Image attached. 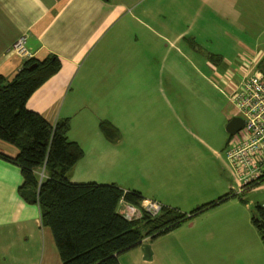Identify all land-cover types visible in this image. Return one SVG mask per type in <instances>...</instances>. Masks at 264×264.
Wrapping results in <instances>:
<instances>
[{"label": "crops", "instance_id": "obj_1", "mask_svg": "<svg viewBox=\"0 0 264 264\" xmlns=\"http://www.w3.org/2000/svg\"><path fill=\"white\" fill-rule=\"evenodd\" d=\"M147 32L157 38L158 47L163 39L174 50L168 61L169 73L184 76L201 90L210 83L234 105L231 94L236 85L254 73L253 66L239 69L243 56L254 63L263 59L264 0H0V75L13 78L29 59L11 51L23 35L30 58L58 56L61 69L33 93L27 106L51 123L70 118L69 138L84 150L71 181L115 183L141 192L143 199L188 213L218 200L232 185L224 181L222 188L212 186L217 173L206 165L200 172L175 170V163L170 167L173 161L177 165L182 162V158L173 157L172 142L151 163L152 184L146 174H142L146 179L141 184L129 169H123L124 175L117 179L112 172L122 163L123 136L117 143L110 142L100 123L89 126L86 119L83 132L78 133L83 137L74 132L78 131L74 123L78 117L102 114L96 92L113 81L112 76L120 75L129 57L138 59L133 52ZM208 67L213 68L210 76L202 69ZM200 93L205 98L218 96L217 103L228 121L239 116L237 109L223 108L225 102L217 91ZM0 151L15 157L19 148L0 139ZM217 154L221 155L219 150ZM226 165L237 174L232 164ZM129 178L137 179L134 183ZM22 180L20 167L0 157V264H63L53 232L41 221L39 205L26 202L19 192ZM175 180L181 185L174 184ZM236 181L240 191L238 177ZM261 182L245 186L242 192L257 190L253 186ZM157 183L167 187L156 191L151 185ZM223 202L165 235L145 239L139 247L121 254L120 264H218V259L227 258L226 252L213 249L224 224L214 215ZM186 205L191 207L181 208ZM207 215H212L211 219L205 218Z\"/></svg>", "mask_w": 264, "mask_h": 264}, {"label": "rangeland", "instance_id": "obj_2", "mask_svg": "<svg viewBox=\"0 0 264 264\" xmlns=\"http://www.w3.org/2000/svg\"><path fill=\"white\" fill-rule=\"evenodd\" d=\"M157 42L153 34H145L140 46L133 52L138 59L132 60L129 57L120 75L112 76L114 80L106 82L104 88L96 92V99L100 101L97 106L101 107L102 114L78 117L74 121L78 131L74 132L77 135L83 132L85 119L90 121L89 126H97L102 120H107L118 128L119 135L123 136L121 149L124 153L121 165L112 172L117 179L124 175L123 169H129L139 177L141 184L146 179L142 174H146L151 182L150 178L154 176L151 163L160 155L159 151L168 148L171 142L170 148L175 153L173 157L182 158V162L177 165L173 161L170 167L175 163V170L178 168L188 172H200V167L204 165L214 168L217 176L211 185L219 189L224 181H228L232 187L227 193L235 195L223 202L224 205L214 215V218H221L224 224L217 232L218 238L213 249L227 254V258L218 259V264H264V240L253 223L254 217L258 215L257 205L264 203V181L253 186L257 190L239 191L237 176L232 173V167L226 165L231 164L226 152L232 144L245 137V132L241 130L237 134H230L227 131L229 121L217 103L218 96L205 98L204 93L200 92L217 91L219 98L222 97L225 102L223 108L230 106L234 111L236 108L212 84H207L201 90L198 85L196 88L190 85L184 76L169 73L168 61L174 50L168 47L167 40H160L159 47ZM262 58L254 63L252 59L243 56V64L239 69L245 71L246 67L253 66L255 73L264 68V55ZM202 69L209 76L213 70L211 67ZM221 86L225 87L223 84ZM116 87L119 90L114 94ZM40 173H44V170ZM171 177L179 178L175 175ZM136 179H133L134 183ZM177 183L181 185L175 180L174 184ZM151 186L156 191H163L167 187L159 183ZM189 207L186 205L181 208ZM122 208L121 204V212ZM211 216L205 218L211 219ZM205 264H209L208 261Z\"/></svg>", "mask_w": 264, "mask_h": 264}, {"label": "trees", "instance_id": "obj_3", "mask_svg": "<svg viewBox=\"0 0 264 264\" xmlns=\"http://www.w3.org/2000/svg\"><path fill=\"white\" fill-rule=\"evenodd\" d=\"M61 66L56 55L29 58L13 78L0 75V139L19 148L15 157L1 151L0 157L20 167L23 182L19 192L26 202L39 205L41 221L53 232L63 264H120L121 254L139 247L145 239L165 235L232 196L224 194L188 213L164 205L155 217L145 213L140 219H128L120 211V200L125 197L128 203L140 205L141 192L115 183L71 181L84 150L69 138L70 118L51 123L27 106L33 93ZM100 128L110 142L119 141L114 124L102 120ZM257 209L256 226L264 206L257 205Z\"/></svg>", "mask_w": 264, "mask_h": 264}, {"label": "built area", "instance_id": "obj_4", "mask_svg": "<svg viewBox=\"0 0 264 264\" xmlns=\"http://www.w3.org/2000/svg\"><path fill=\"white\" fill-rule=\"evenodd\" d=\"M11 51L27 58L32 55L25 35L15 41ZM231 100L245 122L242 129L245 137L227 150L228 159L237 173L241 192L245 186L264 180V68L236 85ZM121 204L122 213L128 219H140L145 213L155 217L164 207L159 201L145 198L140 205H135L122 197L120 206Z\"/></svg>", "mask_w": 264, "mask_h": 264}, {"label": "water", "instance_id": "obj_5", "mask_svg": "<svg viewBox=\"0 0 264 264\" xmlns=\"http://www.w3.org/2000/svg\"><path fill=\"white\" fill-rule=\"evenodd\" d=\"M244 119L241 116H234L227 124V131L230 134H237L244 128ZM261 227L264 231V221L261 222Z\"/></svg>", "mask_w": 264, "mask_h": 264}, {"label": "flooded vegetation", "instance_id": "obj_6", "mask_svg": "<svg viewBox=\"0 0 264 264\" xmlns=\"http://www.w3.org/2000/svg\"><path fill=\"white\" fill-rule=\"evenodd\" d=\"M257 221H258V223H257L258 226H256V225L255 226L258 228L259 232L261 234H263V236H264V231H263V228L261 227V222L264 221V215H259L258 218H257Z\"/></svg>", "mask_w": 264, "mask_h": 264}, {"label": "clouds", "instance_id": "obj_7", "mask_svg": "<svg viewBox=\"0 0 264 264\" xmlns=\"http://www.w3.org/2000/svg\"><path fill=\"white\" fill-rule=\"evenodd\" d=\"M42 175H43V173H42Z\"/></svg>", "mask_w": 264, "mask_h": 264}]
</instances>
